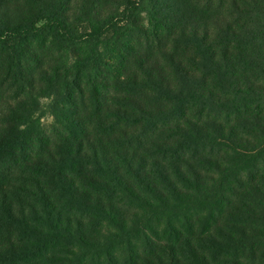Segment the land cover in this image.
I'll return each mask as SVG.
<instances>
[{
    "label": "trees",
    "instance_id": "trees-1",
    "mask_svg": "<svg viewBox=\"0 0 264 264\" xmlns=\"http://www.w3.org/2000/svg\"><path fill=\"white\" fill-rule=\"evenodd\" d=\"M0 264H264V0H0Z\"/></svg>",
    "mask_w": 264,
    "mask_h": 264
},
{
    "label": "rangeland",
    "instance_id": "rangeland-1",
    "mask_svg": "<svg viewBox=\"0 0 264 264\" xmlns=\"http://www.w3.org/2000/svg\"><path fill=\"white\" fill-rule=\"evenodd\" d=\"M42 121H43L44 127L47 128L50 125L52 119L50 117H45Z\"/></svg>",
    "mask_w": 264,
    "mask_h": 264
}]
</instances>
